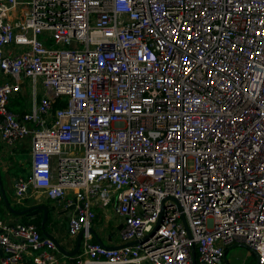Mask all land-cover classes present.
<instances>
[{"label": "built area", "instance_id": "1", "mask_svg": "<svg viewBox=\"0 0 264 264\" xmlns=\"http://www.w3.org/2000/svg\"><path fill=\"white\" fill-rule=\"evenodd\" d=\"M0 140L30 144L17 203L71 210L75 264H221L237 243L264 264V0H0ZM98 209L121 244L93 239ZM57 252L0 213V264Z\"/></svg>", "mask_w": 264, "mask_h": 264}, {"label": "crops", "instance_id": "2", "mask_svg": "<svg viewBox=\"0 0 264 264\" xmlns=\"http://www.w3.org/2000/svg\"><path fill=\"white\" fill-rule=\"evenodd\" d=\"M15 15H12L14 17ZM30 98V85L29 83L24 84L23 91L20 95L13 98L10 103V109L19 113L22 112L26 104L29 102ZM30 144L29 142H24L18 145L14 149L13 155H7V153L3 149V144L0 140V173H1V183L3 188V194L5 193L6 196L9 197L10 204L16 203V199L14 196L15 193V181L16 178L22 176L30 171ZM6 174V184L3 182V174L2 170ZM10 197H13L15 203H12ZM28 199H33L32 202L25 204V207L22 209L16 210H24L28 209L32 206L37 205H49V212L51 213V220L47 226L46 231L54 237L57 241H59L66 249L69 251L73 250L76 245V239H70L68 237V219L71 213L70 209L64 208L62 205H57L55 201H51L43 194L35 189H31L29 194L26 198L22 201L24 202ZM2 203L5 204V200L3 199ZM47 206V205H46ZM8 207V206H7ZM15 207V206H14ZM10 210V209H9ZM11 211V210H10ZM99 211V209H98ZM111 211V210H110ZM112 212V211H111ZM13 213V212H12ZM14 214V213H13ZM42 215V209L35 208L28 212L25 216H28L31 219H35L36 217ZM17 218L21 219L23 216L19 214H15ZM106 217L107 220L111 219L110 214L108 211L103 213V211H99L97 219L95 220V226L93 228L94 233V240H100L103 244L109 246H116L121 244L119 238V231L117 228H111L108 223H103L102 217ZM12 219V218H10ZM111 228L107 230V228ZM66 245V246H65ZM57 256L59 258L58 264H75V257H68L60 250L57 252ZM257 257L253 251H251L247 246L243 244H233L232 246L228 247L226 250V255L223 258L221 264H256Z\"/></svg>", "mask_w": 264, "mask_h": 264}, {"label": "water", "instance_id": "3", "mask_svg": "<svg viewBox=\"0 0 264 264\" xmlns=\"http://www.w3.org/2000/svg\"><path fill=\"white\" fill-rule=\"evenodd\" d=\"M0 181H1V173H0ZM4 200H5L6 204H7V206L9 207V209L11 210V212H13L14 214L24 215V214L30 212L32 209H35L36 207L42 209V210H43V218H42V221H41V230H42V232H43L44 235H46V236H48V237H52V236L46 231V229H45V224H46V222H47V220H48V217H49V208H48L46 205H37L36 207H35V206H32V207H30V208H28V209H24V210L19 211V210H16L15 208H13V206L10 204L8 198L6 197L5 193H4ZM52 238H54V237H52ZM82 238H83V231H81V232L79 233V235L77 236V239H76V245H75L74 249L71 250V251L67 250V249H66L62 244H60L59 241H57L55 238H54V240H55V243H56L58 249H59L62 253H64L66 256L72 258V257H75L76 254L79 252L80 247H81ZM98 242L102 243L100 240H98ZM254 253H255V252H254ZM225 255H226V253H225ZM255 255H256V257H257V254H256V253H255ZM194 257H196V253H195V251H194ZM196 264H197V263H196ZM256 264H258V263L256 262Z\"/></svg>", "mask_w": 264, "mask_h": 264}, {"label": "rangeland", "instance_id": "4", "mask_svg": "<svg viewBox=\"0 0 264 264\" xmlns=\"http://www.w3.org/2000/svg\"><path fill=\"white\" fill-rule=\"evenodd\" d=\"M2 171V174H3V182L6 184V174H5V172L3 171V169L1 170ZM7 198H8V200H9V197L8 196H6ZM10 200L12 201V203H15L14 201V199H13V197H10ZM33 201V199H28V200H26L25 202H24V204H18L17 202V204L15 205V204H13L14 206H13V208H16V209H22L23 207H25V204H28V203H30V202H32ZM10 202V201H9ZM0 213H1V215H2V217L4 218V219H6V220H10V218H12V219H15V220H17V219H19V218H17L16 217V215L15 214H13L10 210H9V207H7V204H6V202H5V204L4 203H2L1 202V204H0ZM108 213L110 214V217H111V219H109V220H107L106 219V217H102L103 219V223H108V225L111 227V228H113V227H117L118 225H119V223H120V221H121V219L120 218H118V217H116L115 215H113V212H111L110 210L108 211ZM27 214V213H26ZM26 214H24V215H26ZM23 216V215H22ZM23 218L24 219H27V218H29L28 216H24V217H22L20 220L21 221H23ZM24 222V221H23ZM93 225H96L95 224V220H94V222H93ZM111 228H107V230H110Z\"/></svg>", "mask_w": 264, "mask_h": 264}, {"label": "trees", "instance_id": "5", "mask_svg": "<svg viewBox=\"0 0 264 264\" xmlns=\"http://www.w3.org/2000/svg\"><path fill=\"white\" fill-rule=\"evenodd\" d=\"M47 205V207L49 208V205L48 204H46ZM51 213L49 212V217H48V220H47V222H46V224H45V229H47V226H48V224H49V222H50V218H51ZM25 215H23V217H24ZM42 218H43V210H42V215L40 214V216H38V217H36L35 219H31V218H27V219H24L23 218V221L24 222H26V223H33V224H36L37 226H38V228L40 229V231H42L41 230V221H42Z\"/></svg>", "mask_w": 264, "mask_h": 264}]
</instances>
